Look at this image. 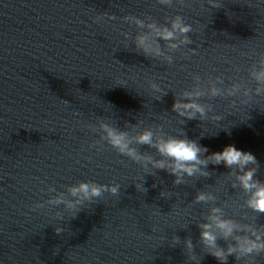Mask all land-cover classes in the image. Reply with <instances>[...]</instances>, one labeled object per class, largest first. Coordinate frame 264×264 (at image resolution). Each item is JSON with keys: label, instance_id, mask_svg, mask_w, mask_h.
<instances>
[{"label": "clouds", "instance_id": "clouds-1", "mask_svg": "<svg viewBox=\"0 0 264 264\" xmlns=\"http://www.w3.org/2000/svg\"><path fill=\"white\" fill-rule=\"evenodd\" d=\"M159 5L172 7L173 3L180 5L185 4V0H156ZM212 8H221L216 0H208ZM116 17L112 14L101 13L95 16L94 22L111 21ZM125 21L134 23L137 27L146 29V31L138 34L135 38V46L139 52H142L146 57L157 58L162 53L160 45L161 41L166 42L169 49L175 50L181 45L191 44L192 41L188 36L193 29L190 24L185 23L184 17L176 14L174 18L166 24H158L155 21L145 23V21L136 16H126ZM182 37V39H180ZM179 39V43H175ZM171 62V57H167ZM249 76L258 85L255 89V95H264V56L259 60V68L249 72ZM224 80L217 78L215 83H212L208 89L207 95L213 99L224 98L225 95L233 97L239 93L243 87L239 82L231 83L227 87L224 85ZM153 88L159 89L156 85ZM250 93L244 91V95ZM204 92L196 89L191 92L184 93V99L173 100L172 110L180 116H185L188 120L196 119L197 114L201 117L206 115L205 106L200 103ZM79 115V113H74ZM101 130L104 133L103 139L118 154L129 158L136 164H139L144 169L146 174H153L152 169L167 171L175 177L174 184L179 185L184 182L183 177L194 176L199 173L202 176L208 173L202 171L200 166L207 167L211 162L214 165L223 164L226 168L237 170L236 180L238 186L247 194L246 205L252 212L264 214V181L256 178L258 161L256 157L248 151L237 149L234 145H227L219 152H212L206 159H201L202 153H207L208 149L199 145L196 141L187 139L183 135L179 137H158L154 139V134L151 130H144L135 137V144L147 146L155 149L161 159H154L150 155L140 152L136 147L132 146V141L129 140L127 133L117 130L108 124H101ZM253 165L254 167H249ZM121 185L112 183L110 185L98 184L93 181H81L77 185L68 188V194L75 199H67L63 192H57L53 186L47 188L50 195L47 200L34 203L30 210L36 211L45 207H63L73 213L71 218H75L80 212L85 203L91 204L94 200L101 198L104 193H109L112 196L120 195ZM137 190L144 188L143 183H136ZM147 190V189H146ZM214 199L211 194L199 192L195 197L196 203L208 202ZM221 209L214 207L211 209L207 222L200 223V244L205 249L206 254L213 256L219 264H227L229 256H234L236 261H243L244 264H255V258L264 255V224H257L256 217L250 221L247 218H242L241 221L232 218L224 217L220 214ZM58 219H63L61 212L56 213ZM247 221V222H245ZM56 232L59 234L63 230L57 227ZM223 240L225 246H221L218 241ZM180 243V238L174 236L171 246L175 247ZM185 249L188 252H194V245L191 238H186L184 241ZM189 260L194 259L189 256Z\"/></svg>", "mask_w": 264, "mask_h": 264}]
</instances>
